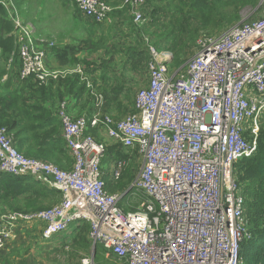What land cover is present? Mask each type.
I'll use <instances>...</instances> for the list:
<instances>
[{"label":"built area","instance_id":"2783aa9c","mask_svg":"<svg viewBox=\"0 0 264 264\" xmlns=\"http://www.w3.org/2000/svg\"><path fill=\"white\" fill-rule=\"evenodd\" d=\"M147 1L122 4L137 28L145 26ZM66 2L97 24L113 12L101 0ZM0 5L18 44L20 80L33 77L45 84L77 75L93 109L90 119L73 120L65 103L59 107L62 137L73 159L70 171L18 153L0 128V174L32 177L61 195L48 210L1 216L0 250L23 225L43 224L41 238L49 240L86 222L92 253L80 264H101L94 260L96 245L115 264H242L246 200L235 165L255 152L264 118V0L258 18L242 19L218 35L201 34L194 56L173 74L172 54L149 44L147 84L135 94V112L117 121L104 112L103 93L82 66L50 69L47 55L55 42L37 40L11 0ZM89 128L102 130L111 144L138 149L141 163L129 189L146 199L141 210L123 213L119 204L125 194L107 192V141L98 142ZM126 164L120 159L107 166L114 183Z\"/></svg>","mask_w":264,"mask_h":264},{"label":"trees","instance_id":"16d2710c","mask_svg":"<svg viewBox=\"0 0 264 264\" xmlns=\"http://www.w3.org/2000/svg\"><path fill=\"white\" fill-rule=\"evenodd\" d=\"M101 1L107 5L109 4L108 0ZM155 1L148 0L147 5H152ZM11 2L15 3L14 6L17 12L20 8L25 10L24 6L26 8V0H11ZM64 2L67 3L66 0ZM166 3L168 8L170 7L169 11L171 10L173 14V21H169L171 26L168 30L169 32L166 33L167 37L158 38L159 40L154 42L148 36L149 43H147L143 40L142 33L144 32L142 29L144 27H131V31L135 32L136 35V39L133 42L134 45L120 54L124 60L122 69H120L119 73L111 76H116V79H118H114V82H119L120 79H122L121 81L124 80L123 85L128 87L110 88L109 91H102L105 100L104 112L106 114L111 115L109 113L111 112L110 107L114 105L119 108L125 105L124 103L129 104L130 98L133 96L131 80L134 77L137 79L140 70L147 68L148 63L151 61L148 50L149 44L158 51H169L173 56L172 68H179L188 61V56L196 53V39L201 33L200 31L205 30V25L211 20L210 14L212 11L217 8L234 7L233 11L227 12L223 18L227 25L232 26L239 23L238 13L241 9L254 8L255 13L260 10V0H167ZM119 12L115 10L112 14L120 15ZM146 14L147 10L145 9L144 17L147 18ZM6 17H8L6 9L0 5V128L5 129L7 135L11 138L14 149L18 153L23 154L27 158L51 163L63 170L69 163L67 155L69 152L62 137V126L58 116L59 107L62 103L67 105L72 102L77 103L82 98H90L86 94L85 87L80 84L79 77L74 74L64 79L59 78L57 81L49 80L45 84H39L33 77L20 80L19 70L21 64L17 54L18 44H16L11 34L13 31L12 23ZM198 17L201 21L196 20ZM151 21L154 22L153 14ZM220 23L219 21L212 22L213 25ZM94 25L100 26L97 23ZM112 41H115L113 36ZM106 44L110 45V49L107 50L108 52L103 51V54L105 55L106 53L107 55L110 54L111 57L112 55L116 57V44L110 43L108 38H100L95 50L104 48ZM144 45L146 48L141 50L140 47H144ZM54 49L56 48L50 49L48 52L47 62L48 57H54L60 64L67 60L68 66H83L90 74L91 71L89 69L92 65L89 62H80L76 59L77 57H73L72 54L76 49H61V51ZM69 55L72 57H69ZM146 55L149 57L148 60H146ZM10 59L11 62L9 63ZM93 66L103 71V74H101L102 78H107L106 74L109 76L111 74L108 68H112L113 64L100 61L99 64H93ZM94 71L92 70V72ZM130 72L133 77L128 79L126 77L131 74ZM92 80L94 82L93 77ZM119 97L126 99V101L121 99L119 104H115ZM91 111L92 107L90 114ZM87 133L92 135L98 142L104 141L101 138L100 129L89 128ZM244 136L247 138L248 133H245ZM110 145L106 148L103 166L107 167L111 162L120 159L126 161L129 159L128 152L123 150L119 144ZM131 150L136 153L137 157H140L138 149ZM70 158L72 157L70 156ZM71 160L73 165V159ZM123 177H125V183H114L112 181L115 187L105 180L107 192L110 194L120 192L125 194L124 197L130 194L132 192L129 189L130 184L135 175L133 173L132 175L130 173L125 175L124 173ZM235 177L238 185L244 189V198L246 200L245 219L248 236L240 244V261L242 264H264V126H261L258 133L257 146L253 155L244 158L235 165ZM57 193L59 192L48 188L32 177L0 174V217L8 213L30 214L48 210L56 204L55 195ZM77 225L76 229L71 227L70 233H61L57 238L63 244L69 241L73 246V253L81 258L83 254L89 252V248L90 250L92 248L91 240L89 239L90 227L86 222H78ZM98 248L103 250L100 245L95 246L93 253L96 262L115 264V259L106 260L103 254L98 253ZM14 254L18 256L17 253ZM84 258H87V256L82 259ZM3 264L12 263L5 260Z\"/></svg>","mask_w":264,"mask_h":264},{"label":"crops","instance_id":"0c3cea01","mask_svg":"<svg viewBox=\"0 0 264 264\" xmlns=\"http://www.w3.org/2000/svg\"><path fill=\"white\" fill-rule=\"evenodd\" d=\"M60 0H26V14L24 17L29 19L30 24L34 26L35 32L37 34H42V38L48 41H54L55 47L57 51H61V49H76L73 52V57H77L80 62H89L92 66L90 67V71L95 70L94 72H90V75L94 79L95 87L99 91H109L110 88H120V87H128L127 85H123L124 80H119V82H114L116 76L111 77L114 74L120 72L122 69L123 64V57L120 56L124 50L133 46V42L136 39L135 32L131 31V27H134L132 22V16L130 14V10L128 7H122V4L125 0H108L109 6L114 5L116 9L113 11H120V15H113L112 13L106 17L103 23L100 24L99 27L95 26L93 21L85 18L82 16L73 6L69 3H65L64 0H61V3L64 7H56V2ZM69 4V6L67 5ZM151 7L152 5H147ZM143 8V12L146 9ZM23 14V13H22ZM124 14V16H123ZM28 15H31L30 18H27ZM58 15H62L58 16ZM23 17V18H24ZM126 17V18H125ZM24 18V19H25ZM11 22V21H10ZM35 23V24H34ZM37 30V31H36ZM14 37V32L11 33ZM10 34V35H11ZM112 36L114 37L115 41H112ZM108 38L110 43L116 44L115 52L117 54L116 57H111L110 54H103V51H107L110 49V45L106 44L104 48L99 50H95L97 46V42L100 38ZM71 52V51H70ZM108 52V51H107ZM63 54V53H61ZM52 56V55H51ZM69 57H72L69 55ZM67 61V60H66ZM63 62L60 64L54 57H48V67L52 70H64V69H72L74 66H68L67 63ZM100 61H105L106 63L111 62L113 67H109L108 70L111 73L110 76L106 74L107 78H102L101 74L103 71L101 69L96 68L93 64H99ZM83 65V64H82ZM83 67V66H82ZM84 68V67H83ZM131 73V72H130ZM133 77V74L127 75L126 78L130 79ZM127 80V79H126ZM131 86L136 84V78L134 77L131 80ZM147 84V82H146ZM144 88V87H143ZM125 89V88H124ZM137 92V91H136ZM130 98L129 104L124 103L125 105L118 108L117 105L110 107L111 109V116L114 120H120L124 118L126 115L131 114V112H135L134 109V99L135 94ZM87 97V96H86ZM90 98V97H89ZM122 97H119L115 104H119L121 102ZM123 101V100H122ZM66 104V103H65ZM66 108V114L71 119H77L80 117H84L86 119H90V115L93 112V109L90 114L91 110V99L82 98L79 102L75 103H68ZM121 112V113H119ZM133 112V113H134ZM119 113V114H117ZM61 121V120H60ZM69 157V163H67L66 168L63 170L69 171L72 167V158H70L69 153L67 154ZM103 179L107 182H110L113 187L115 184L109 177V170L104 169ZM117 192V191H116ZM114 192V193H116ZM56 204L58 205L61 201V195L57 193L55 195ZM52 206V207H53ZM44 229L43 224H36V225H23L15 230L13 235L5 242V246L1 249L0 253V264H3V261L7 260L12 264H42L35 262V258L28 255H22L18 252V249H15L18 244H21L26 239L32 238H41V233ZM73 229H76L73 227ZM68 230L67 233H70ZM57 235H54L51 239L45 240L52 245V250L57 251L62 248L64 245ZM90 239V238H89ZM89 251L90 248H89ZM77 252V251H76ZM14 253H17L18 256ZM82 255V254H80ZM85 255V254H83ZM85 257V256H84ZM87 257H90L87 256ZM82 259V258H81ZM80 259V261H81ZM42 262V261H40ZM44 264V263H43Z\"/></svg>","mask_w":264,"mask_h":264},{"label":"rangeland","instance_id":"374dc122","mask_svg":"<svg viewBox=\"0 0 264 264\" xmlns=\"http://www.w3.org/2000/svg\"><path fill=\"white\" fill-rule=\"evenodd\" d=\"M166 1L167 0H156L152 4L151 7L147 6V14H146L147 18L145 17L146 23H145L144 28L142 29L144 32V33H142L143 34V40L148 39V36H149L155 42L156 40L163 39V38L168 36L166 33L169 32L168 30L170 29V26H171V24H169L170 23L169 21H173V17H172L173 14H172L171 10L169 11L170 7L168 8V4L166 3ZM176 4L178 5V3H176ZM67 5L69 6V4H67ZM56 7H61V9H62V7H64V5L61 3V0L56 2ZM111 7L113 9H116V8H114V7H116L114 5H111ZM23 8L25 10H23L21 8L18 9V14L25 23L30 24L29 19H26L24 17L25 11H27V10H26L25 6ZM145 8H146V6H145ZM233 8L234 7L229 6V7H225V8H217L214 11H212L210 14L211 20L205 25V30L200 31L201 33L199 34V36L201 34L218 35L222 31L227 29L228 26H230V25H227L225 23V21L223 20V18L225 17L227 12H232ZM152 14L154 15V22L151 21L152 20ZM238 15H239L240 20H242V19L254 20L260 16L259 13H255L254 8H250V7L241 9L239 11ZM58 16L63 17L62 15H58ZM30 17H31V15H28L27 18H30ZM6 18L8 21H10L9 16ZM196 20L201 21V19L199 17ZM216 21L217 22L219 21L221 23L218 25H213L212 22H216ZM30 25L34 28V26L32 24H30ZM35 33H34V35H35ZM37 33H38V31H37ZM37 33H36L37 37L35 35L36 39L37 40L43 39L42 34H40V33L37 34ZM198 37H197V39H198ZM197 39H196V41H197ZM167 41H168V39H167ZM145 48H146L145 45H144V47H140L141 50H143ZM146 54H147V52H146ZM193 55H194V53H193ZM193 55L188 56V60ZM146 57H147L146 60H148L149 59L148 55H146ZM172 59H173V56H172ZM172 59H171V62H172ZM171 62L169 65V69H170L171 73L173 74L175 71L171 66ZM146 80H147L146 68H144V69L140 70L139 77L136 79V81H137L136 84L131 86L133 94L136 91H138L139 89L146 86ZM122 100L126 101V99H124V98H122ZM119 113H121V112H119ZM119 113H117V114H119ZM260 126H264V118L261 119ZM101 138L105 139L107 141L106 144L108 145V147L111 146L110 145L111 143H113L111 140H108L106 138V136L102 130H101ZM115 145L116 144L114 143V145H112V146H115ZM123 150H125V149H123ZM125 151L128 152L129 159L127 160V164H126V167H125L123 174L125 173V175H128L130 173L132 175V173H133L136 177L138 169L140 167L141 158L137 157L136 153L133 150H125ZM103 168L106 169L107 167L103 166ZM134 178H133V180H134ZM125 181H126L125 177H123L122 180H120L118 182L125 183ZM132 182L130 184V187L132 185ZM145 201H146V199L143 197L142 193L138 194L137 192H135L133 190L130 194H128L126 197H124L122 199V201L119 204V207L122 208L123 213L136 212L138 210H141L140 205L142 202H145ZM15 249H18V252L22 255H28L29 254L31 257L34 256V257H32L33 259L35 258L34 261L37 263L38 262L42 263V264L43 263L44 264H80L81 258H83L84 256H89L92 253L89 251L88 253H85L86 255H82L81 258H79L75 253H73L74 252L73 246L70 244L69 241L64 242V245L62 246V248L60 250L53 251L52 245L50 243L43 240L42 238H37V237L32 238V239H26L21 244H18ZM98 253L103 254V253H105V251L98 248ZM40 261H42V262H40Z\"/></svg>","mask_w":264,"mask_h":264}]
</instances>
